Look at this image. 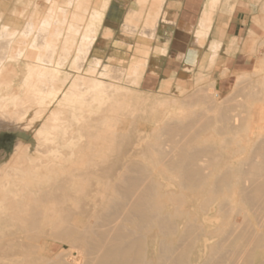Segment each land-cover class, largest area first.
I'll return each mask as SVG.
<instances>
[{"label":"rangeland","instance_id":"rangeland-1","mask_svg":"<svg viewBox=\"0 0 264 264\" xmlns=\"http://www.w3.org/2000/svg\"><path fill=\"white\" fill-rule=\"evenodd\" d=\"M115 1L122 4L126 0ZM110 2L111 0H0V27L5 21H17L19 24L17 26L18 33L14 35L12 41L8 36H3L0 40L11 41L10 44L14 45L16 39L19 38L20 44L31 45L34 43L33 37L36 40L39 38L41 26L39 22L49 11L51 18L46 40L49 41L53 31L57 29V35L60 37L57 44L58 55L65 54L62 52L64 45L67 46L68 53L71 54L69 65L63 69L70 74L71 78L65 86L56 89L51 78L40 79L39 77L36 79L35 77L32 83H26L23 89L19 90L17 97L7 107L0 108L5 116L15 119L13 123H7L6 127L11 126L17 129L10 134H6L10 132L7 129H0V133H2L0 134V180L5 183L11 181V183L0 188V246H4L6 249L9 243L15 246L9 250L4 248L0 250V264H37L38 259L44 256V258L56 259L55 256L60 252H62L63 258L69 254L66 257V261L69 260L67 262L74 261V264H85L86 259H88L86 250L79 244L71 243L69 238L59 239V236L53 232L59 227L63 228L64 224L69 229H85L87 226L92 231L108 229L120 224L121 215L114 217L112 219H115L114 222L105 219L113 212L110 206L111 199L117 197L113 187L123 185L125 179H133V181L136 179L140 185L143 184L144 187L142 185V188L139 185L140 190L149 188L154 184V189L157 192L160 190L158 192L160 201L162 205L164 204L162 212L171 215L177 212L181 213L179 216H171L170 221L175 227L176 233L169 234L170 237L169 235H162L158 227H152L146 234H143L145 237L143 239V252L146 259L151 262L158 259L157 256L164 249H162V245L164 247V243H170L175 247L177 246L176 251H181L180 245L187 244L189 246L188 263L205 264V261L215 252H213V247L221 241L224 231L236 230L233 233L234 236L232 234L233 238L231 237L233 246L231 245L229 249L232 250L235 247L234 242H237L234 237L239 233L241 234L249 226L248 229L259 239L261 237V241L264 242V185L255 187L256 189L259 188V191L262 190L259 194L258 190H254L256 182L259 181L258 177L247 175L249 172L264 175V163H261L264 158L262 154L264 151L263 83L258 82L250 88L251 97H241L226 103L231 105V109L227 112L225 120H219L217 112L214 111L212 106L217 104L214 91L207 82L202 80L200 73H191L188 74V77L181 75L177 79L165 81L158 86L154 84L146 89L140 87L139 83L149 53V47L146 44L137 43L135 50L130 48L129 54L135 55L128 63L127 60L119 62L91 56L92 45L99 30L101 26L106 24L105 16ZM134 3L135 7L128 8L122 19L121 27L125 35L121 36L131 42H136L138 36L141 41L151 39L156 30L163 0H134ZM132 5V3L126 4L127 7ZM30 18L33 19L34 27L30 30V37H27V35L21 34L20 30L26 27ZM102 35L109 37L111 33L106 29ZM66 38L71 40L66 42ZM97 59H100L101 62L98 66L93 64V61ZM105 62L121 67L122 71L115 74L112 71L104 70L101 65ZM78 63H80V68H76ZM258 69L259 73L264 70V61L260 62ZM23 76L24 72L17 77L16 83H20ZM74 79L79 81L76 83ZM45 80L46 83H44ZM36 85L43 87L35 89L34 86ZM27 94L34 97L29 102L23 103ZM54 94L56 95L52 97L54 104L51 106L44 105L45 101L49 99L48 96L50 95L51 98ZM122 101L127 102L131 107H135L136 112L126 116L121 114L123 111L121 108L124 107ZM76 102L81 103L80 108L84 115L81 118L82 121L80 123L73 121L71 122L72 127L65 128L63 119L69 116L68 109L78 106ZM97 103L99 106L94 109L93 107ZM87 118L89 119L87 120ZM201 123L204 128L198 130ZM170 127L175 128L178 132L180 130L179 133L173 134L178 137L172 135L173 138L169 132H166ZM195 127L196 130H194ZM113 133L117 134L118 137L116 140L114 139L117 141L115 143H112L111 139ZM124 136L126 139H122ZM46 138H49L46 146L41 145ZM120 138L121 140H118ZM17 141L38 142L37 147L44 146L45 154L43 157L46 160L32 167L28 164L30 162L25 159L21 163L22 168L19 167L18 169L16 181L12 182L15 180L11 177L16 174L13 172L16 168L11 163ZM39 142L41 143L39 144ZM181 144L183 145L182 148L190 144L188 147L195 145L196 148L200 147L206 150L203 154L207 158H201L203 157L202 154L194 163L199 170L204 171L203 179L208 175L204 179L207 181L204 182L203 180L202 184L199 185L188 184L190 186H186V184L183 185V178L181 181L179 180L182 176L177 175L175 177L178 171L173 167L184 161L182 159L185 158L181 159L177 155ZM248 162L250 163L249 166L247 165ZM253 163L254 165H252ZM260 163L262 166L259 165ZM260 166V170H252L253 167ZM24 167L25 169L22 170ZM122 171L124 172L122 173ZM219 178H221L222 185L218 181ZM176 179L179 182H176L178 181ZM246 186L249 190L255 191L256 194L254 193V195H257L255 197L259 201L253 202V204L243 201L241 195H243L242 191L245 190ZM45 189L52 190L58 198L56 200L39 199V192ZM104 189L110 194L109 197ZM164 189L166 190L163 191ZM174 195L183 200V204L172 201L177 197ZM186 200L187 204L185 203ZM204 201H207L206 204ZM191 206L192 209H190ZM187 209L189 212L186 213ZM182 212L185 213L182 214ZM79 213L85 214L80 215ZM121 214L123 215V213ZM66 216L68 219L63 220ZM33 221L42 224L41 226L31 225ZM245 221L246 224H243ZM66 222L68 223L66 224ZM189 222L198 224L196 237L192 240L188 237L185 239L183 236V231L187 229ZM57 223L60 226L55 228L54 225ZM123 223L127 228L132 227L130 223L122 221ZM174 223L176 224L174 225ZM207 225L210 226V229ZM52 229L55 230L50 232ZM216 231L218 232L216 233ZM172 235L173 237H171ZM27 238H30L28 246L34 244L36 249L22 250L23 242ZM162 239L163 241H161ZM151 241L155 244L153 245ZM160 241L163 243L160 244ZM243 244L245 246L246 243ZM246 245L245 248L241 244L238 246L240 249L236 247V255L233 256L236 260L231 257L227 264H238L239 262V264H244L247 258L252 261V264H258L264 260L262 247L251 242ZM153 246L154 248H152ZM229 249L226 251H230ZM198 250L203 254L198 253ZM222 250H219L220 254L218 255L223 253L224 250ZM242 252L247 253V257ZM198 258L200 259L198 260Z\"/></svg>","mask_w":264,"mask_h":264},{"label":"crops","instance_id":"crops-1","mask_svg":"<svg viewBox=\"0 0 264 264\" xmlns=\"http://www.w3.org/2000/svg\"><path fill=\"white\" fill-rule=\"evenodd\" d=\"M129 3L133 5L127 7L126 4ZM131 7H135L134 0H126L122 4L111 0L105 16L106 24L99 30L92 45L91 56L119 62L127 60L128 63L135 55L129 54L130 48L135 50L137 43L146 44L149 53L140 87L146 89L154 84L158 86L165 81L177 79L181 75L188 77V74L200 73L202 80L214 91L217 104L212 107L219 120H225L227 112L231 109V105L226 103L241 97H251L250 88L258 82L263 83L264 88V70L260 73L258 71L260 62L264 61V0H163L154 36L141 41L137 35L136 42L121 36L125 35L121 27L122 19L126 10ZM50 18L48 11L39 22L40 36L37 40L33 37L34 43L31 45L20 44L19 38L16 39L17 44H10L19 30L17 21H5L0 27V38L8 36L11 39L0 40V108L7 107L17 97L19 90L23 89L26 83H32L35 77L51 78L56 89L65 86L71 79L70 74L63 70L69 65L71 54L64 45L62 52L65 54L58 55L57 44L60 37L57 35V29L53 31L50 40H46ZM32 20L28 19L26 27L20 30L21 34L30 37V30L34 27ZM106 29L111 33L109 37L102 35ZM70 40L65 39L66 42ZM93 62L96 66L101 63L100 59ZM101 66L115 74L122 71L121 67L109 62ZM76 68H80V63ZM23 72L21 82L16 83L17 77ZM78 81L74 79V82ZM42 87L34 86L35 89ZM54 96L56 95L50 98L49 95L44 105H53ZM33 97L30 94L25 95L23 103L29 102ZM76 103L78 106L68 109L69 116L63 119L65 128L72 127L73 121H82L84 115L80 108L81 103ZM98 106L99 103L93 108L97 109ZM14 120L0 111V129L10 131L6 134L17 130L15 127H6L7 123L11 124ZM48 140L49 138H46L39 144L46 146ZM37 143H15L11 165L16 168L13 171L16 174L11 177L15 179L12 182L18 177L20 157L28 156L30 161H37L39 158L46 160L43 157L44 146L39 148ZM23 147H26L25 154L21 153ZM7 183L11 181L5 183L0 180V188Z\"/></svg>","mask_w":264,"mask_h":264},{"label":"bare ground","instance_id":"bare-ground-1","mask_svg":"<svg viewBox=\"0 0 264 264\" xmlns=\"http://www.w3.org/2000/svg\"><path fill=\"white\" fill-rule=\"evenodd\" d=\"M123 101H126V100H123ZM122 101V102H123ZM124 103V102H123ZM123 106V105H122ZM121 106V107H122ZM130 107V108H129ZM123 111H121L122 113L121 114H123V115H129V113H133L135 110H137V109H135V107H131L127 102H125L124 103V107H122L121 108ZM139 110V109H138ZM136 112V111H135ZM125 113H127V114H125ZM137 114V113H136ZM130 115H132V114H130ZM135 115V114H134ZM133 115V116H134ZM135 117V116H134ZM133 120H134V118H133ZM166 126V125H165ZM164 126V127H165ZM199 126V125H198ZM187 127V126H186ZM185 127V128H186ZM190 127V126H189ZM180 128V127H179ZM204 128V125L201 123V125L198 127V130L199 129H203ZM165 129V128H164ZM194 130H196V127H195V129ZM181 131H183L182 129H181ZM165 132V131H164ZM167 133L169 132V135H173V134H176L175 132H177V133H179L180 132V130H179V132L175 129V128H172V127H170L167 131H166ZM185 132V131H184ZM115 133H117V132H115ZM115 133H113L112 135H111V139H112V143H115V142H117V141H114V139L116 140V138H118L117 137V134H115ZM166 133V134H167ZM194 133V134H193ZM192 134L193 135H195V132H193ZM119 134V133H118ZM121 134H122V132H121ZM125 134V133H124ZM123 134V135H124ZM165 134V133H164ZM165 134V135H166ZM192 134H190L191 136H193ZM178 135V134H177ZM183 135V134H182ZM181 135V136H182ZM119 136V135H118ZM122 136V135H121ZM125 136H127V134H125ZM125 136L124 137H122V139L123 138H125ZM174 137H178V136H176V135H173ZM172 136V137H173ZM189 136V135H188ZM167 137V136H166ZM172 137H170L171 139H173ZM194 137H196V136H194ZM193 137V138H194ZM126 139V138H125ZM189 139H191L190 137H189ZM195 139V138H194ZM118 140H121V138L120 139H118ZM114 141V142H113ZM119 142V141H118ZM187 142V141H186ZM185 142V143H186ZM119 144H120V142H119ZM176 144V143H175ZM113 145V144H112ZM185 145V144H184ZM188 145H190V144H188ZM188 145L186 146V147H183L182 148V144H181V147L178 149V151H177V155L179 156V157H181V159L183 158V157H185L184 159H182V160H184V161H181V162H179L177 165H175L174 167H173V169H175V170H177L178 172V174H175V172H174V174H175V177L177 176V175H180L179 177H181L180 179H179V177H178V179L181 181L182 180V178H183V185L184 184H186V186L188 185V184H191V185H199V184H202V182H203V180L205 179V177L206 176H208V175H206L205 177H204V179H203V176H202V174L204 173V171H202V169H200L201 170V172H200V170H199V168L197 167V165H195V163H194V161H196V159L199 157V156H201L203 153H205L206 152V150L205 149H203V148H196L195 147V145H194V147H188ZM262 145V144H261ZM260 145V146H261ZM263 146H264V143H263ZM262 146V147H263ZM178 147H179V145H178ZM259 147V145L257 146V148ZM177 148V147H176ZM260 149V148H259ZM258 150V149H257ZM176 151V150H175ZM211 151V150H210ZM25 152H26V147H23L22 148V151H21V153H24L25 154ZM169 152V151H168ZM207 152H208V150H207ZM260 152V151H259ZM176 153V152H175ZM214 153V152H213ZM213 153H211V154H213ZM216 153V152H215ZM257 153V152H256ZM255 153V154H256ZM161 154H163V153H161ZM171 154H173V153H171ZM208 154V153H207ZM259 154V153H258ZM262 154L264 155V151L262 152ZM165 155V154H164ZM175 156H177L176 154H174ZM203 157H201V158H205L204 157V154L202 155ZM208 156H210V155H208ZM212 156V155H211ZM255 156H257V155H255ZM20 157V156H19ZM166 157V156H165ZM164 157V158H165ZM179 157H178V159H179ZM215 157V156H214ZM156 158V157H155ZM167 158H169L168 156H167ZM175 158V157H174ZM207 158V157H206ZM263 158V157H262ZM26 159V161H28V162H30V163H28L29 165H31L32 167L33 166H35V165H37L39 162H42V160H40V158L37 160V161H30L29 160V158H28V156H26V157H20L19 158V167L20 168H22V165H21V163H23L22 161H24ZM253 159V158H252ZM258 159V158H257ZM165 160H169V159H165ZM175 160V159H174ZM176 160H177V158H176ZM206 160V159H205ZM250 160H251V158H250ZM261 160V159H260ZM263 160H264V158L262 159V162L261 163H264L263 162ZM210 161V160H209ZM217 161H218V159H217ZM246 161V160H245ZM245 161H243V162H245ZM247 161H248V159H247ZM252 161V160H251ZM251 161H249V162H251ZM167 162V161H166ZM170 162H172V161H170ZM248 162V166L250 165V163ZM253 162H254V159H253ZM197 163H198V160H197ZM255 163V162H254ZM254 163L252 164V165H254ZM259 163V162H258ZM261 163L259 164V165H261ZM199 165V164H198ZM199 166H201V165H199ZM262 166V165H261ZM261 166L260 167H253L252 168V170L253 169H256V171H257V169L258 170H260L261 169ZM101 167V166H100ZM125 167V166H124ZM137 167V166H136ZM136 167H134V168H136ZM139 167V166H138ZM140 167H142V166H140ZM244 167V166H243ZM201 168V167H200ZM203 168V167H202ZM208 168V167H207ZM234 168V167H233ZM233 168H231V169H233ZM25 169V167L22 169V170H24ZM106 169V168H105ZM125 169V168H124ZM127 169V168H126ZM144 169H145V167H144ZM169 169V168H168ZM167 169V170H168ZM228 170L230 169V168H227ZM148 170V169H147ZM146 170V171H147ZM244 170V169H243ZM107 171V170H106ZM118 171H119V168H118ZM145 171V170H144ZM145 171V172H146ZM245 171V170H244ZM120 172V171H119ZM124 171H122V173H123ZM136 172V171H135ZM140 172H142V170H140ZM140 172H139V174H140ZM180 172V173H179ZM240 172V171H239ZM242 172V171H241ZM255 172V171H254ZM263 173V172H262ZM126 174V173H125ZM205 174V173H204ZM245 174H246V172H245ZM244 174V175H245ZM106 175H108L107 174V172H106ZM118 175V174H117ZM141 175H142V173H141ZM219 175V174H218ZM223 175H225V174H223ZM247 175H249V176H252V177H258V180L259 181H257L256 182V186H254V190L256 189L255 187H261V186H263L264 185V175L263 174H254V173H250L249 172V174L247 173ZM246 175V176H247ZM25 176H27L26 174H25ZM146 176V175H145ZM149 176V175H148ZM210 176V175H209ZM245 176V177H246ZM108 177V176H107ZM144 177V176H143ZM217 177V176H216ZM221 177V176H220ZM244 177V178H245ZM138 178V177H137ZM147 178V177H146ZM208 178V177H207ZM222 178V177H221ZM221 178H219V180L218 181H220V179ZM243 178V179H244ZM248 178V177H247ZM260 178V179H259ZM119 179V178H118ZM118 179H115L116 181L118 180ZM142 179H144V178H142ZM141 179V180H142ZM148 179V178H147ZM178 179H176V180H178ZM216 179V178H215ZM214 179V180H215ZM114 180V181H115ZM123 180V179H122ZM122 180H121V182H122ZM179 180L178 181H176V182H179ZM245 180H247V179H245ZM116 181H115V183H116ZM150 181H152V180H150ZM205 181H207V179L206 180H204V182ZM216 181V180H215ZM244 181V180H243ZM106 182H108V181H106ZM224 182V181H223ZM114 183V184H115ZM220 185H222V182L220 181ZM112 184V183H111ZM149 184V183H148ZM151 184H152V182H151ZM158 184H160V183H158ZM178 184H180V183H178ZM215 184V183H214ZM254 184V183H253ZM116 185V184H115ZM139 182H137L136 181V179H134V181H133V179H125V180H123V185H119V186H115V187H113L114 188V190H115V193H117V197H114L115 199H111V203H110V206L112 207V209H113V212L109 215V216H106L107 218L105 219L106 221H110V220H112L114 217L116 218V216H122V221L123 222H127V223H130L131 225H132V227L131 228H127L125 225H124V223L122 224V221H121V219H120V221H119V219H118V221L119 222H121L120 224H118V225H116V226H114V227H112V226H110V227H112V228H102L103 230H90V227H87L86 226V228L85 229H69V227L68 228H66V226H65V224L63 225V228H60L59 226H58V223L56 224V225H54V227L56 228L57 226L59 227V229H57V230H55V229H52L50 232H52L53 230H55L53 233L55 234V235H58L59 236V239H67V238H69L72 242L71 243H73L74 245L75 244H79V245H81L83 248H84V250H86V253H87V256H88V259H86V263L85 264H190V263H188L189 261H187V258H188V248H189V246L187 245V244H182V245H180L181 247H182V249H181V251H176V247L175 246H173L172 244H170V243H164V247H163V245H162V251H161V254L159 255V256H157L158 257V259H156V261L155 262H151V261H149V259L147 260L146 259V257H145V254H144V252H143V239L145 238L144 237V235L143 234H146V232L150 229V228H152V227H158L160 230H159V232L161 231V233H162V235H169V234H173V233H176V229H175V227L173 226V224L171 223V216L172 217H174V215L175 216H179V214H181V213H179V212H177L176 214H167V212L166 213H163L162 212V207H163V205H162V202L160 201V196H159V191L157 192V190H155L154 189V184H153V186H151V187H149V188H146V189H141L140 190V188H139ZM142 185L143 184H141L140 186H141V188H142ZM156 185V184H155ZM215 185H217V184H215ZM219 185V184H218ZM161 186V185H160ZM188 186H190V185H188ZM211 186V185H210ZM245 186V185H244ZM143 187H144V185H143ZM157 187H159V186H157ZM157 187H156V189H157ZM166 187V186H165ZM217 187V186H216ZM220 187V186H219ZM160 188V187H159ZM164 188V187H163ZM247 188V189H246ZM246 188H245V190H243L242 191V194L243 195H241V198H242V196H243V201H245V202H248V203H252L253 204V202H257V201H259V199L257 198V197H255V196H257V195H254V193H255V191H253V190H249L248 189V187L246 186ZM251 188H253V187H251ZM263 188V187H262ZM191 189V188H190ZM210 189H212V188H210ZM105 190V189H104ZM166 189H164L163 191H165ZM199 190H200V188H199ZM216 190V189H215ZM256 190H258L259 191V188H257ZM264 190V189H263ZM106 191V190H105ZM209 191V190H208ZM253 191V192H252ZM262 191V190H261ZM261 191H259V194L261 193ZM107 192V191H106ZM211 192V191H210ZM103 193V192H102ZM108 193V192H107ZM114 193V192H113ZM112 193V194H113ZM258 193V192H257ZM104 194H105V192H104ZM211 194V193H210ZM213 194V193H212ZM256 194V193H255ZM264 194V193H263ZM109 193H108V197H109ZM177 195H178V193H177ZM177 195H174V196H177ZM254 195V196H253ZM113 196V195H112ZM111 196V197H112ZM170 196V195H169ZM168 196V197H169ZM172 197V196H171ZM38 198L39 199H41V200H53V199H57L58 197L52 192V190H50V189H45V190H42V191H40L39 192V195H38ZM105 198H107V197H105ZM104 198V199H105ZM108 199V198H107ZM165 199V198H164ZM109 200V199H108ZM204 200V199H203ZM240 200H242V199H240ZM172 201H175V202H179V203H181V204H183V200H181V199H179V197L177 196V197H175ZM210 201V200H209ZM242 201V202H243ZM165 202V201H164ZM163 202V203H164ZM202 202V201H201ZM205 202V201H204ZM207 202V201H206ZM206 202H205V204H206ZM102 203V202H101ZM185 203L187 204L188 202H187V200L185 201ZM107 204V203H106ZM167 204V203H166ZM177 204V203H176ZM171 205V204H170ZM101 206V205H100ZM106 206V205H105ZM107 206H109V204H107ZM178 206V205H177ZM84 208H85V206H84ZM103 208V207H102ZM175 208V207H174ZM180 208V207H179ZM105 209V208H104ZM176 209V208H175ZM190 209H192V206L190 207ZM202 209V208H201ZM103 211H105V210H103ZM103 211H102V214H103ZM107 211V210H106ZM111 211V210H110ZM176 211V210H175ZM177 211H179L178 209H177ZM181 211V210H180ZM235 211V210H234ZM186 213L187 212H189V210L187 209V211H185ZM185 212H182V214L183 213H185ZM205 212V211H204ZM121 213H123V215L121 214ZM246 213V212H245ZM65 214V213H64ZM80 214V213H79ZM82 214V213H81ZM80 214V215H81ZM83 214H85V213H83ZM82 214V215H83ZM101 214V215H102ZM66 215H67V213H66ZM70 215V214H69ZM235 215V214H234ZM104 216V215H103ZM182 216V215H181ZM201 216V215H200ZM247 216V215H246ZM58 217V216H57ZM184 217H186L187 218V216H184ZM199 217V216H198ZM61 218V217H60ZM78 218V217H77ZM193 218H195V217H193ZM203 218V217H202ZM201 218V219H202ZM63 219V218H62ZM68 219V217L66 216V218L65 219H63V220H67ZM71 219V218H70ZM75 219V218H74ZM79 219V218H78ZM77 219V220H78ZM100 219V218H99ZM56 220H58V219H56ZM180 220V219H179ZM245 220V219H244ZM113 222L115 221V219L114 220H112ZM117 221V222H118ZM186 221H188V220H186ZM212 221V220H211ZM234 221V220H233ZM233 221H232V223H233ZM236 221V220H235ZM238 221V220H237ZM96 222V221H95ZM102 222V221H101ZM176 222V221H175ZM179 222V221H178ZM192 222H193V220H192ZM192 222H189V224L187 225V229L185 230V231H183V236H185V239H186V237H188L189 239H194L195 237H196V234H197V225H195L194 223H192ZM54 223V222H53ZM52 223V224H53ZM61 223V222H60ZM65 223V222H64ZM68 222H66V224H67ZM77 223V222H76ZM75 223V224H76ZM79 223V222H78ZM90 223V222H89ZM89 223H88V225H89ZM97 223V222H96ZM99 223V222H98ZM107 223V222H106ZM188 223V222H187ZM231 223V224H232ZM41 222H36V221H33L32 223H31V225H34V226H41ZM50 224V223H49ZM55 224V223H54ZM62 224V223H61ZM71 224V223H70ZM87 224V223H86ZM100 224V223H99ZM108 224H109V222H108ZM114 224V223H113ZM176 223H174V225H175ZM184 224V223H183ZM238 224H240V223H238ZM237 224V225H238ZM243 224H246V221L243 223ZM101 225V224H100ZM182 225V224H181ZM206 225V224H205ZM69 226V225H68ZM76 226V225H75ZM91 226H93V225H91ZM95 226V225H94ZM102 226V225H101ZM107 226V225H106ZM208 226V225H207ZM207 226H206V228H207ZM216 226H219V225H216ZM230 226V225H229ZM57 227V228H58ZM96 227V226H95ZM103 227H105V226H103ZM109 227V226H108ZM180 227V226H179ZM201 227H203V225H201ZM210 226H208V228H209ZM248 227V226H247ZM248 228H250V226L248 227ZM248 228H245L244 229V231L240 234H235L236 236L234 237V239H236L237 240V242H234V248H232V250L231 249H229V247H231V245L233 246V243H232V241L233 240H231V237H232V234L233 233H235L236 232V230H234L233 228H231V229H233L232 231H229V232H226V231H224V234H223V237H222V239H221V241L220 242H218L217 243V245H215L213 248H214V250H213V254L210 256V258L209 259H207L205 262V264H227V262H228V260L231 258V257H233L234 256V254L236 255V251H237V248H238V246H240V244L241 245H243L244 246V244L243 243H254V245H258V246H260V247H262L263 249H264V242H262L261 241V237H260V239L256 236V235H254V233H252L251 231H250V229H248ZM92 229H94V228H92ZM199 229V228H198ZM210 229V228H209ZM215 229V228H214ZM224 229V228H223ZM227 229V228H226ZM238 229H239V227H238ZM222 230V229H221ZM220 230V231H221ZM158 231V230H157ZM178 232V231H177ZM218 231H216V233H217ZM226 232V233H225ZM200 233H202V232H200ZM207 233V232H206ZM222 233V232H221ZM53 234V235H54ZM204 234V233H203ZM209 234V233H208ZM155 238L157 237V234H156V232H155ZM182 235V234H181ZM200 234H199V232H198V236H199ZM146 236V235H145ZM233 236H234V234H233ZM169 237H170V235H169ZM171 237H173V235L171 236ZM179 237V236H178ZM181 238V237H180ZM187 238V239H188ZM203 238H205L204 236H203ZM212 238V237H211ZM233 238V237H232ZM58 239V238H57ZM68 239V240H69ZM153 239H154V237H153ZM159 239V238H158ZM263 239V238H262ZM150 240H151V238H150ZM155 240V239H154ZM153 240V241H154ZM197 240H198V238H197ZM209 240V239H208ZM238 240H240V243H238ZM32 241V240H31ZM161 241H163V239L161 240ZM160 241V244H162L163 242H161ZM205 241H207L206 239H205ZM29 242H30V238H27V239H25L24 240V242H23V244H24V246H22L23 247V249L22 250H24V251H28V250H33V249H36V245H32V246H28V244H29ZM150 242V241H149ZM152 242V241H151ZM172 242V241H171ZM193 242V241H192ZM153 243V242H152ZM181 243V242H180ZM193 243H195L196 244V242H193ZM199 243H200V241H199ZM211 243V242H210ZM8 244V243H7ZM15 245L17 244V243H14ZM67 244V243H66ZM68 244H70V243H68ZM155 244V242L153 243V245ZM206 244V243H205ZM212 244V243H211ZM245 244V246H247ZM2 245V244H1ZM72 245V244H71ZM176 245V244H175ZM200 245H201V243H200ZM204 245V244H203ZM207 245H209V244H207ZM39 246V245H38ZM161 246V245H160ZM245 246H244V248H245ZM15 246H12V245H10V243H9V245L7 246V249L4 247V246H0V250H2V248H4V249H6V250H9V249H11V248H14ZM47 247V246H46ZM70 247H72V246H70ZM159 247V246H158ZM157 247V248H158ZM180 247V248H181ZM187 247V249H185ZM204 248H205V245L203 246ZM237 247V248H236ZM152 248H154V246L152 247ZM156 248V249H157ZM236 248V249H235ZM38 249H40V248H38ZM72 249V248H71ZM76 249V248H75ZM160 249V248H159ZM201 249V248H200ZM221 249H223L222 251H223V253L221 254V255H218V254H220V252H219V250H221ZM227 249H229L230 251H226ZM238 249H240V248H238ZM246 249H247V247H246ZM250 249V248H249ZM254 249H255V247H254ZM77 250V249H76ZM161 250V249H160ZM248 250V249H247ZM72 251H73V249H72ZM78 251V250H77ZM80 251V250H79ZM156 251V253H157V250H155ZM250 251V250H249ZM248 251V252H249ZM252 251V250H251ZM146 252V251H145ZM204 253H205V251H203ZM217 252V253H216ZM219 252V253H218ZM238 252H241V251H238ZM56 253V252H55ZM198 253H202L201 251H199L198 250ZM209 254H210V252H208ZM242 253H245V252H242ZM251 253V252H250ZM249 253V254H250ZM257 253H259V252H257ZM58 254V253H57ZM71 254V253H70ZM79 254V253H78ZM154 254V253H153ZM152 254V255H153ZM157 254H159V253H157ZM156 254V255H157ZM203 254V253H202ZM202 254H200V255H202ZM246 254V257H247V253H245ZM252 254V253H251ZM260 254V253H259ZM259 254H256V255H259ZM56 255V254H55ZM69 255V254H68ZM67 255V256H68ZM77 255V254H76ZM75 255V256H76ZM240 255V254H239ZM243 255V254H242ZM66 256V257H67ZM78 256V255H77ZM76 256V257H77ZM245 256V255H244ZM244 256H243V258H244ZM45 257V256H44ZM44 257H42V258H40V259H38L39 261L37 262V264H74V261L72 262L71 261V263L70 262H67V261H69V260H67L66 261V257L65 258H63V255H62V252H60L58 255H56L55 257H56V259H52V258H44ZM47 257V256H46ZM152 257H154V256H152ZM204 257V256H203ZM249 257V256H248ZM29 258V257H28ZM70 258V257H69ZM83 258V257H82ZM87 258V257H86ZM200 258H201V256H200ZM200 258H198V260L200 259ZM239 258H240V256H239ZM68 259V258H67ZM76 259V258H75ZM204 259H205V257H204ZM233 259H235L236 260V258H234L233 257ZM238 259V258H237ZM242 259V258H241ZM246 259V258H245ZM250 259H252V258H250ZM72 260H74V259H72ZM83 260V259H82ZM238 260H240V259H238ZM76 261V260H75ZM84 261V260H83ZM230 261V260H229ZM241 261H244V260H241ZM26 262V261H25ZM29 262V261H28ZM27 262V263H28ZM198 262V261H197ZM196 262V263H197ZM203 262V261H202ZM235 262V261H234ZM236 262H238V261H236ZM76 263V262H75ZM77 263H78V261H77ZM83 263V262H82ZM232 263V262H231ZM240 263V262H239ZM238 263V264H239ZM194 264V263H193ZM198 264V263H197ZM241 264H243V263H241ZM244 264H252V261H250L248 258H247V260H245V262H244ZM258 264H264V260L263 261H261V262H259Z\"/></svg>","mask_w":264,"mask_h":264}]
</instances>
